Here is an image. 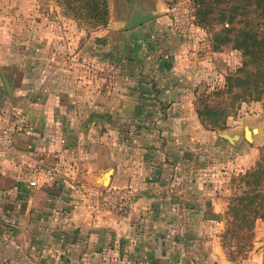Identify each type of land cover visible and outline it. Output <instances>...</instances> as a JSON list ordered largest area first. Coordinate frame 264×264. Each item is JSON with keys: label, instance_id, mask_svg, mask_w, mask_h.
I'll return each instance as SVG.
<instances>
[{"label": "crops", "instance_id": "1", "mask_svg": "<svg viewBox=\"0 0 264 264\" xmlns=\"http://www.w3.org/2000/svg\"><path fill=\"white\" fill-rule=\"evenodd\" d=\"M124 22L112 29L144 36L148 22L121 30ZM31 27L21 32L24 45ZM3 37L0 31V126L27 114L30 129L16 133L12 149L0 157V264H264V236L236 262L195 230L211 226L216 216L224 220L227 205L189 159L190 142L205 128L187 95L190 87L159 83V75L174 71L170 61H161L166 54L149 53L152 81L135 84L126 99L100 104L95 114L88 100L62 99L64 91L49 97L44 80L29 79L30 67L9 65L17 56ZM139 42V49L131 44L129 53L120 48L110 59L135 60L142 54ZM162 106L171 111L161 115ZM152 109L158 113L148 114ZM47 169L55 174L43 175ZM79 184L130 188L134 207L130 214L93 212Z\"/></svg>", "mask_w": 264, "mask_h": 264}, {"label": "rangeland", "instance_id": "2", "mask_svg": "<svg viewBox=\"0 0 264 264\" xmlns=\"http://www.w3.org/2000/svg\"><path fill=\"white\" fill-rule=\"evenodd\" d=\"M176 1L107 0L110 25L98 26L87 20L78 2L74 16V11L66 7V0H0V31L7 36L1 42L5 39L8 50L17 56L9 65L30 67L29 79L34 84L44 80L49 97L64 91L60 98L70 95L79 102L88 100L92 113H101L103 107L99 105L108 100L126 99L135 84L152 81L155 64L153 57H148L154 51L166 54L161 61L175 65L169 75H159V83L190 87L187 95L196 106L201 105V110L205 106L225 107L228 115L220 127L211 130L202 124L205 133L190 142L194 155L189 159L198 165L199 173L227 210L223 208L224 220L216 216L211 226L202 229L199 225L195 230H202L203 241L221 245L226 257L242 262L264 236V227L260 229L264 220L259 218L264 215V91L259 100H253L252 87L228 91L225 83L228 76L240 74L244 61L240 50L233 48L236 32L247 28L256 16L250 6L243 8L244 0H199L203 25L198 31L195 25L187 35L180 36L172 32L169 22V7ZM137 3L144 12L156 14V19L143 26L144 36L128 38L127 34L116 33L112 28L126 20ZM23 24L32 26L26 28L31 38L25 45L21 43ZM41 35L44 42L40 41ZM165 38L171 42H165ZM138 42L142 48L140 57L128 61L126 57L123 64L110 59L120 48L129 53L131 44L139 49ZM100 52L107 53L100 56ZM69 84L73 85L71 91ZM168 111V106H162L160 113ZM149 112L152 116L158 110ZM209 117L222 119L219 115ZM222 133L238 138L230 143L219 137ZM160 137L164 139V135Z\"/></svg>", "mask_w": 264, "mask_h": 264}, {"label": "trees", "instance_id": "3", "mask_svg": "<svg viewBox=\"0 0 264 264\" xmlns=\"http://www.w3.org/2000/svg\"><path fill=\"white\" fill-rule=\"evenodd\" d=\"M244 1H246V5L243 8L247 9V7L250 6L251 12H253L256 17L252 18L250 21L251 24H249L247 28L237 30L236 32L237 35L233 40V48L240 50L244 57V61L242 67L238 70L240 74L228 76L225 86L228 91H232L233 88H241L242 86H246L247 88L252 87L250 95L254 93V96H250V98L259 100L264 91V0ZM76 2L81 6L87 20L95 21L98 23V26L107 25V0H66V7L69 11H74V16H76L77 11ZM191 2L194 13V23L196 26L200 27L204 22L203 19L199 18L201 2L199 0H192ZM255 18L260 19L261 22L256 21ZM200 107L201 105L199 104L196 106V113L201 123L211 130L220 127L228 115V111L225 107L216 109L211 106H205L203 110H201ZM208 115H219L222 119L213 120ZM259 218L264 220V215H260Z\"/></svg>", "mask_w": 264, "mask_h": 264}, {"label": "built area", "instance_id": "4", "mask_svg": "<svg viewBox=\"0 0 264 264\" xmlns=\"http://www.w3.org/2000/svg\"><path fill=\"white\" fill-rule=\"evenodd\" d=\"M169 22L172 32L187 35L194 27V13L191 0H177L169 7ZM197 27V26H196ZM29 116L19 114L16 118L0 126V157L7 156L13 147V137L18 132H28ZM55 171L47 169L43 175H54ZM84 195L88 207L93 212L110 211L112 209L130 214L134 207L135 194L130 188H98L79 184L77 187Z\"/></svg>", "mask_w": 264, "mask_h": 264}, {"label": "water", "instance_id": "5", "mask_svg": "<svg viewBox=\"0 0 264 264\" xmlns=\"http://www.w3.org/2000/svg\"><path fill=\"white\" fill-rule=\"evenodd\" d=\"M155 17H157L156 14L144 12L141 8L140 3H137L135 5V8L132 10V12L128 16V18L125 20L123 26L120 29L121 30L133 29L145 22H148L154 19ZM4 83H5L7 90L10 92V85L8 84L6 79H4ZM219 136L221 138L228 140L230 143H233L234 140L238 138V135L229 136L228 134H225V133L219 134Z\"/></svg>", "mask_w": 264, "mask_h": 264}]
</instances>
